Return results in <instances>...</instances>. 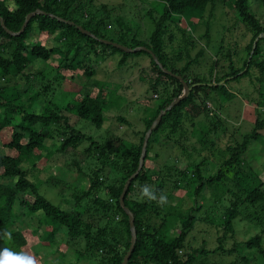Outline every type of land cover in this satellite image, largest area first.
Masks as SVG:
<instances>
[{
    "label": "trees",
    "instance_id": "16d2710c",
    "mask_svg": "<svg viewBox=\"0 0 264 264\" xmlns=\"http://www.w3.org/2000/svg\"><path fill=\"white\" fill-rule=\"evenodd\" d=\"M144 1L149 8L146 14L143 10L141 14L148 16L153 24L148 36L140 33L139 25L124 11L123 3L112 7L102 3L98 8L96 0H0V132L6 128L12 130V138L3 139L2 144L8 151H15L12 154L0 147V264H33L24 252L28 245L23 232L26 217L36 219L38 227L43 226V241L67 242L69 248L79 243L82 249L75 250V254L92 264H122L132 235L120 196L127 180L138 169L147 130L158 114L183 93V82L177 75L192 89L186 98L166 111L154 128L142 168L132 178L125 196L126 206L134 213L137 231L127 264H218L211 260L213 255L235 253L237 258L226 264L264 261V179L261 170L253 167L247 158L250 144L264 141V110L251 129L240 132L238 126L241 137L223 147L211 137L218 126L210 120V115L224 119L219 116L221 102L235 96L226 85L230 80L257 78L256 88L262 99L261 106L264 105V0ZM222 2H227L229 16L237 20L243 33L251 36L244 48L236 52V55L246 53L244 58H234L236 55L223 52L219 46L215 53L218 57L207 61L210 62L207 77L193 68L203 66L204 48L194 58L190 51L185 55L182 50L168 52L167 43L174 37L169 30L179 26L182 17L187 15L196 16L202 22L206 12L209 10L212 16ZM94 5L102 11L99 16ZM254 7L261 10L260 16ZM37 10L40 12L35 13ZM30 13L33 15L21 31ZM109 23L115 26L114 34L107 29ZM181 31L182 41L198 43L186 30ZM199 37L206 38L204 47L210 46L209 23ZM49 38L55 42L50 47L47 46ZM101 39L146 49L125 52ZM106 50L112 55L120 53L119 65L146 55L150 58V68L157 74L151 77L150 86L153 93L159 94L142 117L144 129L134 131L136 140L112 136L111 140L102 141L82 130L86 124L98 128L105 123L107 110L114 105L113 100L108 102L105 88L95 95L90 90L72 92L67 103L52 99L53 92L49 91L53 85L61 86L68 80L63 70L74 72L80 67L83 76L92 78L96 69L84 64H91ZM52 55L58 56L55 64L49 62ZM184 56L185 63L178 66L175 60L179 62ZM83 60L86 62L82 63ZM11 76L14 83L8 84ZM37 82L43 85L41 89L35 88ZM71 111L76 114L74 120L68 115ZM202 116L206 118L207 130L196 125ZM15 117L19 118L13 122ZM117 119L129 123L124 116ZM81 121L84 122L79 127ZM198 134L192 146L198 155L186 157L187 136ZM80 148L88 162L96 161L89 168L90 173L79 168L75 157L73 163L80 173L74 183L68 184L69 170L64 164L58 168L61 171L55 170L52 174L53 185L61 184L71 195V209H62L41 192V182L32 177L38 170V162H45L54 153H64L67 149H73L72 153L76 154ZM202 151L209 155L200 161L192 159L196 155L200 159ZM210 156L217 166L208 172L203 165ZM149 162L158 168L151 172ZM109 177L113 179L110 184L106 182ZM101 190L107 195L99 194ZM179 190L184 195L178 194ZM206 193L211 200L202 203ZM187 197L192 201L189 206L185 204ZM203 207L206 210L199 212ZM118 215L122 216L119 220ZM200 223L209 225L216 238L212 244L205 240L201 246L194 247L189 236ZM251 228L256 233L247 237ZM242 240L246 248L240 251ZM17 250L26 257L17 255Z\"/></svg>",
    "mask_w": 264,
    "mask_h": 264
},
{
    "label": "rangeland",
    "instance_id": "374dc122",
    "mask_svg": "<svg viewBox=\"0 0 264 264\" xmlns=\"http://www.w3.org/2000/svg\"><path fill=\"white\" fill-rule=\"evenodd\" d=\"M224 2L220 3L218 7H215L213 15L211 14L212 16H209L208 10V12H206L205 19H203L202 22L199 21L198 17L196 16L187 15L182 17V21L180 22L179 26H173L171 30H169V33L174 34V37L172 38V41H169L167 43L166 49L168 52L176 53L179 50H182L183 55H185L188 51H190L189 53L190 55H192L191 57L194 58L198 50L204 48V55L201 58V63L203 66H193V68L197 70L198 74H206L207 77H209L208 72L209 63L211 62L210 60L213 56L215 58L218 57L215 53L217 50H219V46H222V49L224 50L223 52L231 51V54L233 53V56H235L236 52H240L242 47L244 48V44L247 43L251 36H246V34L243 33L244 29H242L240 24H238L237 20L233 18V16H229V5L227 4V2ZM102 3H107L108 5L110 4V7H112L113 5H117V3H123L124 11L132 18L134 17V24L139 25L138 29L140 28V33L145 36L150 35L153 29V24L148 16L143 15V13L149 8V6L146 5L145 1L96 0V7L100 8V5ZM158 5L160 6L161 3H158ZM10 6L14 7L12 3H10ZM93 7H95V5ZM96 7L95 13L97 16H99L102 11H98V8ZM142 10L143 13L141 14ZM254 10L255 13L260 16L261 10L259 8L257 10V8L255 7ZM231 20L234 26L230 22ZM207 23H209L211 26L212 38L210 46L204 47V44H206V38H200L199 36L205 33ZM180 28L186 30V32L194 36L198 43H193V46L191 42L182 41L183 34ZM107 29L111 34H114L116 30L115 26L111 23H109ZM184 43L187 44L184 45ZM53 44H55V42L51 41V39L49 38V40L47 41V46L50 47ZM262 46V49H264V43L262 44ZM223 52L219 53V55L221 56ZM245 54L246 53L242 52L241 55H236V57L234 58H244ZM57 55H52L49 62L55 64V62H57ZM102 55H104L103 58ZM102 55L100 56V58L97 57L93 59L91 64H89V62H87L88 64H84L86 67H89V65H91L92 68L96 69L94 76L90 79L83 76V70L80 69V67L77 71L75 70L74 72L71 70H63L68 80L66 79V82H64L61 86L53 85V88L49 90L53 92V95L51 93L52 99H55L58 102L62 101L67 103L68 97L69 99L71 98L70 96L72 92H77L79 94L83 93L86 90H90L95 95L96 93H98V91H100V89L105 88L104 91L105 94L107 93L108 102L113 100L114 103V105L110 106L107 110L108 112L106 114L107 118L105 123L98 128L93 124H86L84 127H81L82 130L86 133H90L92 136L102 141L111 140L112 136H119V138L124 137L125 139H123L126 141L136 140L134 131L136 132L138 130L144 129L142 117L146 113V108L148 106H153L156 101L155 96L159 94L153 93V90L150 86L151 77H156L157 74L156 72H153L152 68H150V58L146 55L130 58L125 65L118 64V59L120 57V53L118 52L112 55L109 50H106ZM185 61V56L184 59H180L179 62L178 60H175L178 66H182ZM207 61L210 62L207 63ZM84 62H86V60H83L82 63ZM77 63L78 64L76 65L78 67V60ZM238 66H242V64H239ZM253 72H256V70H253ZM9 79L10 80L7 83L13 84V76L9 77ZM67 81H70L71 83L69 84L67 83ZM72 82L75 85H72ZM226 85L231 92L235 93V96L231 100H225L221 102V107H223L220 110L221 113L219 112V116L223 117L224 119L222 120L213 115H210L211 122L215 121L216 125L218 126L217 132H212L211 137L213 139H216L219 146L222 147L226 146L227 143H233L234 140H237L239 137H241L239 135L241 131L245 132L251 129L252 125L259 117L260 112L264 110V105L261 106L262 99L259 96L258 90L256 88L258 86L257 78L246 76L244 78H241L240 80H230L226 83ZM42 86L43 85L39 82L35 83L36 89H41ZM80 86L82 87V90H80ZM79 96L81 95H78L77 97ZM212 107L213 105L210 108ZM211 113L212 112H210V114ZM68 115H70L71 117L70 120H74L76 118V114L73 113V111L69 112ZM120 115L124 116L129 121V123L119 122L117 117ZM17 118L15 117V119H13V122L16 121ZM83 122L84 121L78 123L79 127ZM196 125L207 130V128L204 126L207 125L206 118L203 116L200 117ZM238 126L240 127V132ZM12 133L13 132L10 128H6L3 132H0V147L2 151H7L9 153L15 154V151H8L2 144L3 139L8 141L12 138ZM198 136L199 134L197 135V137L192 135H189V137L187 136L188 140L187 142H185V145L191 153H186V157H189V155L191 154H197L196 151L198 150H195V148H193L192 146L198 139ZM48 145L50 144L47 143V146ZM199 148L200 146H198V149ZM72 152H74L73 149H67L64 153L56 152L45 162H38V170H35L34 176L32 177L41 182V192L45 194L47 198L58 204L62 209H71V205H73V203L69 202V200L71 199V195L68 194L69 192H67L66 189H62L66 187H60L62 186L61 184L60 186L53 185L51 181L52 174H55L56 171H61L58 168L61 164H64L63 167L66 166L69 170L67 179L68 184H72L75 180L78 179L77 177L80 173L78 170V166L73 163L75 157L77 160H79V168H82V170L87 174L90 173L89 168L91 170V167L94 166L96 162H88L87 159H85V153L81 150V148L80 150L76 151V154H73ZM201 153V157H199L200 159L195 158L198 154L196 156H192V159L200 161L201 159H203V157L209 155L207 151H202ZM209 158L207 159L208 162L206 161L207 163L204 164L203 167H207V169L209 170L208 172H211L212 169H214L217 165L214 163V157L210 156ZM247 158L249 162L252 163L253 167L261 170V176L264 179V141H253L250 144ZM159 162L160 161H158V163ZM211 162L213 164L210 166ZM148 166L151 172L152 170H154V168H158V165H156L154 162H149ZM66 167L65 170L67 169ZM111 181H113L112 177H109L106 180V182L109 184L111 183ZM101 192L102 190L99 191V194H101L102 196L107 195L106 192ZM177 193L180 195H184L185 192L183 190H179ZM209 196V193H206L204 201L201 200L202 203L209 202L211 200ZM197 199L199 200L200 198ZM186 201L187 202L185 204L187 206L192 203V201L188 197ZM205 210L206 207H203L199 212H204ZM199 214L200 213H198V215ZM121 217V215H118L116 216V219L119 220ZM251 230L252 232H250L247 237H251L256 233L254 232L253 228H251ZM23 232L28 238V245L24 248V252L27 254V256L29 257L28 259L31 260L33 264H59L57 262H61V264H92V262H88L85 258H79L78 255L75 254V250L82 249L83 245H79V243L73 244L69 248L67 242L63 243L43 241L41 238V235L44 233L43 226L38 227V221L36 219H33L31 217L24 218ZM170 233L172 234L173 231H171ZM189 238L194 247H199L202 245V243H204L205 240H209L210 244H212L215 241L216 235L211 227H209V225L200 223L196 225ZM243 241L244 240H242L239 246L240 251H242L243 248H246ZM16 254L22 255L23 258L26 257L22 251L17 250ZM236 258L237 254L235 253L231 256L213 255L211 257V260L213 262H218V264H226L227 262H230V260ZM261 263L264 264V261Z\"/></svg>",
    "mask_w": 264,
    "mask_h": 264
},
{
    "label": "water",
    "instance_id": "95a60500",
    "mask_svg": "<svg viewBox=\"0 0 264 264\" xmlns=\"http://www.w3.org/2000/svg\"><path fill=\"white\" fill-rule=\"evenodd\" d=\"M37 12H40V10H37L35 13ZM33 15V13H30L27 15L26 17V20L21 28V31H23L27 25V22L29 20V18ZM81 28V27H80ZM88 35L92 36V37H95L94 34H92L91 32L83 29ZM103 42L105 43H108V44H111L125 52H135L137 51L138 49H146L144 47H136V48H130V47H127L125 45H122L118 42H113V41H110V40H106V39H101ZM149 50V49H147ZM153 57L155 58L156 62L159 63V61L157 60V58L155 57V55H153ZM162 67V65H160ZM166 72L168 73H172L171 71H168L166 69H164ZM177 77L179 79L182 80L183 82V86H184V90H183V93L178 96L172 103L170 106H168L166 109H163L159 114L158 116L155 118V120L153 121V123L151 124V126L149 127V129L147 130L146 134H145V137H144V141H143V146H142V152H141V156H140V162H139V166H138V169L136 170V172L127 180L126 184H125V187L121 193V196H120V203L121 205L123 206L125 212L127 213L128 217H129V222H130V228H131V235H132V241H131V246L128 250V252L126 253V255L124 256V259H123V262L122 264H127L128 260H129V257L133 251V247L136 243V240H137V231H136V228H135V223H134V219H135V216H134V213L129 209V207L126 206L125 204V196H126V193H127V190H128V187L130 185V182L132 180V178L137 175L141 168H142V165H143V162H144V159H145V155H146V151H147V145H148V141H149V138H150V135L152 134L154 128L156 127V125L159 123L160 119L162 118V116L166 113L167 110L171 109L173 106H175L179 101H181L182 99L186 98L191 89H192V86H189L188 83L183 79V77L181 75H177ZM222 83H224V81H222Z\"/></svg>",
    "mask_w": 264,
    "mask_h": 264
}]
</instances>
